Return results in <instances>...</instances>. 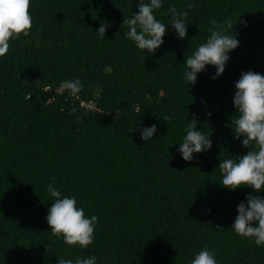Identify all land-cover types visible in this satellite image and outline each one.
<instances>
[{"label": "trees", "instance_id": "trees-1", "mask_svg": "<svg viewBox=\"0 0 264 264\" xmlns=\"http://www.w3.org/2000/svg\"><path fill=\"white\" fill-rule=\"evenodd\" d=\"M138 3L31 0L30 35L0 58V264H191L204 248L217 264H264V246L232 229L238 205L264 190L226 189L219 170L250 150L234 138L235 83L264 75V0H163L154 15L167 30L154 54L126 38L123 20ZM189 4L181 40L168 9ZM229 17L239 46L224 73L213 79L206 66L187 85L185 59L210 37L211 20ZM75 79L84 88L74 97L60 85ZM193 116L212 147L186 162L179 148ZM153 124L142 141L139 129ZM49 185L98 217L87 249L52 235Z\"/></svg>", "mask_w": 264, "mask_h": 264}, {"label": "clouds", "instance_id": "clouds-1", "mask_svg": "<svg viewBox=\"0 0 264 264\" xmlns=\"http://www.w3.org/2000/svg\"><path fill=\"white\" fill-rule=\"evenodd\" d=\"M163 7V0H139L138 13L132 18H124L123 25L128 27L126 38L132 41L140 50H147L149 54L163 44L166 25L158 21L154 10ZM192 5L186 6L183 11H177L176 6L169 7L171 14L170 25L177 33V38L183 40L187 36V16ZM31 0H0V58L4 57L10 48V41L21 35L28 37L31 32L33 17L30 12ZM208 29L210 37L198 46L192 55L185 59L186 71L184 73L187 85L195 84L197 74L205 70L206 66L216 69L213 79H218L225 71L229 60L228 53L239 46L238 39L233 35L235 26L232 18L218 23L211 20ZM106 23H101L98 35L105 37ZM62 91L71 96H77L84 88L81 80H69L61 83ZM234 107L237 115L232 121L234 138L241 141L244 148L250 149L246 155L238 159L228 158L219 163L221 172V185L235 191L241 187H248L254 192L264 190V75L247 71L241 74L235 83ZM73 108L70 114H75ZM210 117L211 113H207ZM79 120L80 117L77 116ZM172 117L165 114L163 121L170 122ZM197 119L193 116L185 129L186 135L180 143L179 152L184 161H191L194 153H202L212 147L210 135L197 130ZM136 130V129H135ZM142 141L152 140L156 133V125L139 129ZM51 197L55 198L48 209L47 224L53 236L62 237L68 246H78L87 249L94 242L95 225L98 217L85 216L84 209L78 208L74 197L64 196L53 185L47 189ZM247 204L241 202L237 207L238 215L232 225L234 232L250 241L254 240L256 246H264V198L249 195ZM255 225V226H253ZM218 230H223L218 227ZM58 264H96V257H77L72 259L59 258ZM191 264H217L213 251L202 249Z\"/></svg>", "mask_w": 264, "mask_h": 264}]
</instances>
